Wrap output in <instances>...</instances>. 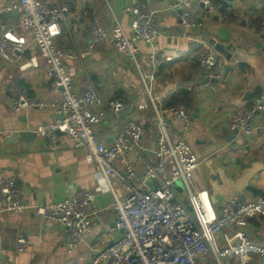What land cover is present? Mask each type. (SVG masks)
<instances>
[{"label":"crops","instance_id":"obj_1","mask_svg":"<svg viewBox=\"0 0 264 264\" xmlns=\"http://www.w3.org/2000/svg\"><path fill=\"white\" fill-rule=\"evenodd\" d=\"M43 1L69 4L70 14L62 24V34L54 40L67 51L85 47L93 17L101 27L109 29L114 13L124 32L130 35V17L122 12L124 7L141 2L156 11L158 36L153 46L137 43L141 64L144 71L153 73V93L163 107L181 99L192 110L188 132H181L179 121L171 124L173 138L182 137L199 161L194 173L196 186L206 190L216 214L228 200L247 202L263 195L264 128H257L247 140L248 150L239 146V151H234L232 147L241 144L239 139H246L238 134L231 141L228 136L232 132L231 116L245 111L253 96L264 97V0H217L218 7L211 15L201 13L199 7L193 5L190 10L201 27L189 33H182L176 14L167 11L174 0ZM8 8L11 10L5 11ZM16 9L9 19L0 21V40L7 38L23 45L11 61L0 57V177L13 178L18 200L31 206L47 205L75 192L88 191L94 196L95 212L87 239L71 254L66 253L64 228L60 225L41 223L31 210L0 214V264H86L119 236L114 227L113 198L97 187L98 167L88 164L83 150L69 141L60 142L55 151H49L37 137L15 145L4 143L9 136L21 131L35 133L38 127L56 118L49 109L13 112L9 104L20 90L26 89L29 98L46 102L58 98L56 92L49 90L45 61L30 35L19 25V0H0V14ZM205 46L223 59L225 75L216 83L214 91L205 90L195 95L178 90L179 86L203 81L196 53ZM152 52L155 55L150 59ZM25 61L31 66L19 69ZM63 65L75 69L73 85L77 93L83 91L85 82L90 79L102 99L120 98L130 103L131 111L126 116L135 119L144 129L140 141L143 158L135 151L126 156L136 169L146 160L154 161L152 113L146 99L140 97L142 89L136 71L125 59L116 55L109 45H100L84 60L66 59ZM138 105L142 108L137 110ZM126 116L122 115L121 120ZM115 129L103 120L95 132L98 138L109 143ZM178 195L184 197L179 189ZM235 230L233 226L224 227L215 239L217 247L231 244ZM243 231L250 242L264 247V217L249 219ZM19 237L27 242L23 253L16 252ZM246 261V264H264V258L258 256H250ZM199 263L213 264V261L204 256L199 258ZM227 264L239 263L232 259Z\"/></svg>","mask_w":264,"mask_h":264},{"label":"built area","instance_id":"obj_2","mask_svg":"<svg viewBox=\"0 0 264 264\" xmlns=\"http://www.w3.org/2000/svg\"><path fill=\"white\" fill-rule=\"evenodd\" d=\"M193 5L207 15L218 7L217 0H174L167 11L176 14L182 33L201 27L190 10ZM19 9V25L30 35L45 61L49 90L56 92L58 98L52 102L29 98L27 90L22 89L9 107L15 113L49 109L56 118L38 127L36 137L49 151H55L64 141L82 149L85 161L98 167L97 187L113 198L114 227L119 236L86 264H200L199 258L204 256L211 257L213 264H227L232 259L246 264L250 256L264 258V247L250 242L243 231L249 219L264 217V193L247 202L228 200L219 213H215L206 190L198 188L194 182L198 159L182 137L173 138L171 122L179 121L181 132H188L191 108L183 100L163 107L153 93V73L142 68L137 43L153 46L158 36V13L141 2L124 7L122 12L130 17V35L124 32L114 13L109 29L101 27L93 17L85 47L67 51L58 47L54 40L62 34V24L70 14L68 3L19 0ZM100 45H109L136 71L142 89L140 97L146 99L152 113L155 125L152 155L155 160L144 161L139 169L134 168L126 156L135 151L143 158L140 141L144 129L135 119L126 116L131 111L130 103L120 98L102 99L98 87L90 79L85 82L83 91L77 93L73 85L75 69L63 65L66 59L84 60ZM22 46L20 41L2 38L0 57L11 61ZM154 55L152 52L149 58L153 59ZM196 62L203 81L179 86L178 90L195 95L205 90L214 91L216 83L225 75L223 59L205 46L196 53ZM28 66L30 63L25 61L19 69ZM141 108L140 105L136 107L137 110ZM122 115L126 116L123 121ZM103 120L116 128L109 143L98 138L95 132ZM259 127L264 128L262 95L253 96L245 111L233 114L229 128L249 139ZM178 189L183 198L179 197ZM17 194L13 178L0 177V214H21L31 210L41 223L60 225L64 228L67 254L85 242L95 212L93 194L82 190L61 201L37 206L20 202ZM226 226L236 227L233 241L219 248L215 239ZM26 250V240L19 237L16 252Z\"/></svg>","mask_w":264,"mask_h":264},{"label":"water","instance_id":"obj_3","mask_svg":"<svg viewBox=\"0 0 264 264\" xmlns=\"http://www.w3.org/2000/svg\"><path fill=\"white\" fill-rule=\"evenodd\" d=\"M16 12H17V9L14 12L11 11V12H7V13H1L0 14V21H3L4 19H9L11 17V14H14ZM263 38H264V36H263ZM259 45H260V43H258V46ZM59 118H60V116H59ZM237 135H238L237 130H233L231 132V134L228 136V139H231V141H232L235 137H237ZM35 137H36V134L34 132L29 131V130H25V131L19 132L18 134L9 136L4 143L6 145H15L16 143L29 142V141L35 139ZM239 140H240L239 142H241V144H237L238 146H233L232 149L234 151H239L238 147L241 146L242 148H245V150H248L247 149L248 148L247 147V142H248L247 140L248 139L242 141L240 138ZM239 142H236V143H239ZM188 209H189V207H188ZM110 243L111 242H109V244Z\"/></svg>","mask_w":264,"mask_h":264},{"label":"trees","instance_id":"obj_4","mask_svg":"<svg viewBox=\"0 0 264 264\" xmlns=\"http://www.w3.org/2000/svg\"><path fill=\"white\" fill-rule=\"evenodd\" d=\"M178 100H181V99H178ZM178 100L176 99L174 102H176V101H178ZM174 102H173V103H174ZM173 103H171V104H173Z\"/></svg>","mask_w":264,"mask_h":264}]
</instances>
